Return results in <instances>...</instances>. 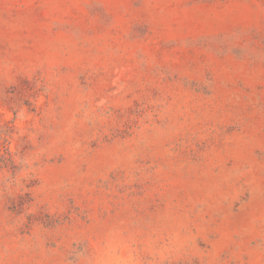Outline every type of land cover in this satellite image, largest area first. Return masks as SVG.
<instances>
[{"label": "rangeland", "instance_id": "rangeland-1", "mask_svg": "<svg viewBox=\"0 0 264 264\" xmlns=\"http://www.w3.org/2000/svg\"><path fill=\"white\" fill-rule=\"evenodd\" d=\"M0 264H264V0H0Z\"/></svg>", "mask_w": 264, "mask_h": 264}]
</instances>
